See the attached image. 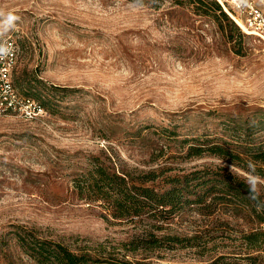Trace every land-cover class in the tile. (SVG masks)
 Listing matches in <instances>:
<instances>
[{
	"label": "rangeland",
	"instance_id": "obj_1",
	"mask_svg": "<svg viewBox=\"0 0 264 264\" xmlns=\"http://www.w3.org/2000/svg\"><path fill=\"white\" fill-rule=\"evenodd\" d=\"M253 1L264 10V0ZM180 2L0 0L20 17L6 37L19 48L15 87L48 106L34 121L0 119V264L27 263L14 226L131 264L264 256V236L259 252L245 239L258 227L251 217L203 219L194 211L176 218L172 233L213 238L206 248L129 252L123 245L141 240L142 224L106 220L104 209L73 189L93 157L128 170L191 172L223 167L218 160L241 171L251 160L264 170L249 155L264 145V40L244 32L227 0L219 2L240 33L206 0ZM201 144L223 145L243 159L186 157Z\"/></svg>",
	"mask_w": 264,
	"mask_h": 264
},
{
	"label": "trees",
	"instance_id": "obj_2",
	"mask_svg": "<svg viewBox=\"0 0 264 264\" xmlns=\"http://www.w3.org/2000/svg\"><path fill=\"white\" fill-rule=\"evenodd\" d=\"M140 5L139 0H127ZM215 16L227 22L232 31L240 33L238 26L223 10L218 0H206ZM165 0H143L145 5L159 8ZM176 5L182 4L174 0ZM35 80L34 82H36ZM38 84L41 82H37ZM39 101L48 111V106L42 102L40 94H24ZM170 135V138H172ZM181 144L188 139L179 141ZM214 155L230 161H242L240 153L231 152L223 145L214 144L189 146L186 157ZM255 162L264 164V145L254 146L250 152ZM173 168L162 166L154 170H128L111 160L100 157L90 159L89 166L77 174L73 180V189L79 200L97 204L104 209L106 220H116L142 224L144 236L141 240H132L123 245L129 252H135L142 246L145 249L206 248L213 238L202 236L190 238L172 233V224L176 218L186 212L194 211L203 219H213L218 216L251 217L258 227L245 236L246 241L256 252L260 251L261 238L264 236V211H258L248 198V188L243 178L231 173L226 167L196 169L191 172L179 170L172 173ZM264 177V170L257 169ZM17 246L27 256L26 264H131L128 259L119 260L88 252L84 249L72 250L68 246L42 236L33 229L14 226ZM163 233V234H162ZM205 239V240H204ZM11 240L1 238L3 246ZM246 262H232L225 256L209 260L207 264H264L262 254L248 255Z\"/></svg>",
	"mask_w": 264,
	"mask_h": 264
},
{
	"label": "built area",
	"instance_id": "obj_3",
	"mask_svg": "<svg viewBox=\"0 0 264 264\" xmlns=\"http://www.w3.org/2000/svg\"><path fill=\"white\" fill-rule=\"evenodd\" d=\"M227 1L232 6L235 17L246 27L244 32L264 40V10L253 0H246L241 7L235 6L233 0ZM7 42L12 46L13 54L0 60V119L9 116L25 121L44 118L47 115L45 107L39 101L22 95L15 87L13 74L18 61L19 48L14 40L7 39Z\"/></svg>",
	"mask_w": 264,
	"mask_h": 264
},
{
	"label": "clouds",
	"instance_id": "obj_4",
	"mask_svg": "<svg viewBox=\"0 0 264 264\" xmlns=\"http://www.w3.org/2000/svg\"><path fill=\"white\" fill-rule=\"evenodd\" d=\"M141 8L146 7L143 0H139ZM246 3V0H233V4L237 7H241ZM20 19L11 11H5L0 7V60L6 59L13 54V48L7 42V35L16 28V22ZM218 164L223 167L225 165L224 160H218ZM231 173L236 172L240 175L247 188L248 198L254 203L258 211H264V177L259 175L256 169V164L253 161L247 162V171H241L235 168L234 165L228 166Z\"/></svg>",
	"mask_w": 264,
	"mask_h": 264
},
{
	"label": "bare ground",
	"instance_id": "obj_5",
	"mask_svg": "<svg viewBox=\"0 0 264 264\" xmlns=\"http://www.w3.org/2000/svg\"><path fill=\"white\" fill-rule=\"evenodd\" d=\"M219 1H221L222 2V0H219ZM223 3V2H222ZM225 9L227 10V8L225 7ZM228 11V10H227ZM229 12V11H228ZM231 14V13H230ZM232 15V14H231ZM233 16V15H232ZM234 17V16H233ZM235 21L238 23V25L240 26V27H242L245 31H246V27L244 26V24L240 21V20H238L236 17H235Z\"/></svg>",
	"mask_w": 264,
	"mask_h": 264
}]
</instances>
